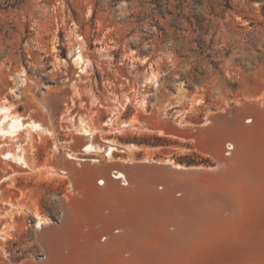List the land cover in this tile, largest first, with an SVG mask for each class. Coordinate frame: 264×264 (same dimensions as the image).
I'll return each mask as SVG.
<instances>
[{"label":"rangeland","instance_id":"1","mask_svg":"<svg viewBox=\"0 0 264 264\" xmlns=\"http://www.w3.org/2000/svg\"><path fill=\"white\" fill-rule=\"evenodd\" d=\"M256 100L264 104V0H0V107L26 118L44 110L54 130L30 131L28 167L5 158L15 147L0 138V259L45 263L37 213L60 224L68 197L76 202L70 177L51 166L55 137L70 145L86 124L120 146L112 162L210 167L188 128ZM84 149L82 159L104 153ZM77 198L100 205L83 188Z\"/></svg>","mask_w":264,"mask_h":264},{"label":"bare ground","instance_id":"2","mask_svg":"<svg viewBox=\"0 0 264 264\" xmlns=\"http://www.w3.org/2000/svg\"><path fill=\"white\" fill-rule=\"evenodd\" d=\"M75 61L85 62L82 53ZM244 105V114L233 108L188 128L216 160L210 167L169 159L112 162L120 146L100 143L86 124L72 133L70 145L55 137L51 166L70 177L76 202L65 200L60 224L37 213L45 263L22 264H264V104ZM0 113V138L15 147L5 158L28 167L23 143L31 130L54 134L48 115L41 110L26 118L7 105ZM83 147L104 153L82 159ZM82 188L99 207L77 198Z\"/></svg>","mask_w":264,"mask_h":264},{"label":"trees","instance_id":"3","mask_svg":"<svg viewBox=\"0 0 264 264\" xmlns=\"http://www.w3.org/2000/svg\"><path fill=\"white\" fill-rule=\"evenodd\" d=\"M8 1H9V3H11L12 0H8Z\"/></svg>","mask_w":264,"mask_h":264}]
</instances>
